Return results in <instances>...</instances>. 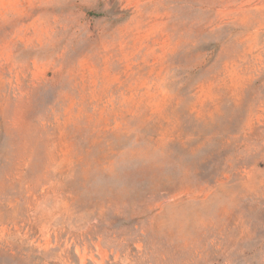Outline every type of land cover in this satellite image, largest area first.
Listing matches in <instances>:
<instances>
[{"label":"rangeland","instance_id":"374dc122","mask_svg":"<svg viewBox=\"0 0 264 264\" xmlns=\"http://www.w3.org/2000/svg\"><path fill=\"white\" fill-rule=\"evenodd\" d=\"M0 264H264V0H0Z\"/></svg>","mask_w":264,"mask_h":264}]
</instances>
